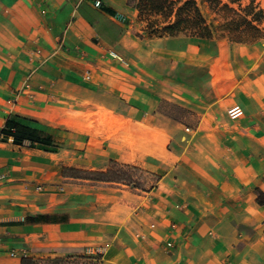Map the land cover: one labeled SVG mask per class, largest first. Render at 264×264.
<instances>
[{"label": "crops", "instance_id": "1", "mask_svg": "<svg viewBox=\"0 0 264 264\" xmlns=\"http://www.w3.org/2000/svg\"><path fill=\"white\" fill-rule=\"evenodd\" d=\"M94 1L0 0V192L54 180L50 167L61 158L48 145L2 134L8 117L51 134L54 144L71 143L72 129L60 128L65 112L99 107L132 131L142 123L168 137L163 146L149 138L141 153L139 144L89 133L78 150L87 168L106 170L115 161L161 176L141 194L118 188L99 218L75 219L59 208L11 218L5 207L21 200L0 201V264H20L23 251L41 259L91 248H101V264H264V203L257 201L264 192V61L253 59L252 45L205 53L189 50L188 40L198 38L177 35L158 37L180 44L157 69L156 60L141 59L140 33L153 37L140 29L136 9L127 0ZM162 100L168 108L159 111ZM233 104L243 108L239 119L226 113ZM171 105L195 122L173 117ZM188 124L191 132L183 130ZM126 194L132 198L119 199ZM29 215L45 217L24 220Z\"/></svg>", "mask_w": 264, "mask_h": 264}, {"label": "rangeland", "instance_id": "2", "mask_svg": "<svg viewBox=\"0 0 264 264\" xmlns=\"http://www.w3.org/2000/svg\"><path fill=\"white\" fill-rule=\"evenodd\" d=\"M259 6L264 9V0H256ZM138 20V19H137ZM139 22V21H138ZM140 29L142 30V24L139 22ZM264 25V23H262ZM135 30V29H134ZM132 32V31H131ZM137 31H134V36ZM144 33V32H143ZM147 35V34H145ZM148 36V35H147ZM150 37V36H149ZM140 47H141V59L148 63L150 57L156 60L157 69H161L165 64V59H167V52L170 51L174 45L170 44L169 38L159 39L158 37H153L147 39L140 33L139 37ZM182 42L187 41L189 38L181 36ZM190 51L202 50L205 53L221 49L226 52L231 43L225 38H212V39H197L188 40ZM129 48L131 47V39H129ZM242 44V43H238ZM242 45H252L254 48L251 51L253 59L257 60V63L264 61V39H260L253 44H242ZM126 47V45H125ZM169 58V57H168ZM147 64H141V68L147 70ZM145 88H146V83ZM147 90V88H146ZM141 99L148 102L149 95L146 91L141 90ZM162 104L159 106L158 110H167L168 105ZM174 105V104H173ZM165 107V109L163 108ZM173 117H179L181 114L187 115V121L191 123L195 122V115L192 112L181 111L174 106H170L168 110ZM184 112V113H183ZM192 116V117H191ZM64 120H61L60 125L62 129L66 127L72 129L71 143L67 141H62L55 143L56 146L46 147L45 150L48 151H60V159L52 168V171H58L56 174L57 178L54 180H40L36 184H28L26 186L20 185L22 190L16 191L13 194L6 195L4 192H0V201L8 203L6 200L11 201L21 200V202L13 203L5 207L9 208L7 213H10L11 218L21 217L27 213H34L40 208L52 209L59 208L65 209L73 214V218L84 219V218H99L100 212L105 210L110 204L112 195H118L122 193L119 189H125L130 194H141L143 191H148L151 189L159 180L161 174L154 173L148 169L136 166L132 164L125 163H109L110 172L108 177L118 180V181H101V180H89V179H76V178H64L61 174L63 167H74L78 169H88V159L79 152L85 143V137L89 133H93L98 138L102 135L105 138L118 137L127 144L140 145L141 153L143 151H149L148 144L149 138L150 142H154L158 146H163L167 140V134L159 129H154L152 126H147L138 123L137 129L131 130L128 122L121 116H117L114 110L106 109L104 107H99L96 111H67L64 114ZM148 123V122H147ZM188 130H183L186 132H191L193 125L188 124ZM120 133H116L117 131ZM131 130V132H129ZM68 131V130H65ZM179 133V132H178ZM174 135V132H173ZM60 149H57L59 148ZM72 147V149H71ZM70 151V152H69ZM51 164V163H50ZM59 167V168H58ZM83 175V174H81ZM89 177H94L92 174ZM55 177V176H54ZM13 187L19 185H12ZM120 197L119 199L127 200L132 198L131 195ZM36 199H43L46 201L35 202ZM52 199V200H49ZM47 204V206H46ZM38 264H100L101 263V252L90 251L87 249L85 252L64 255V256H47L43 258H33Z\"/></svg>", "mask_w": 264, "mask_h": 264}, {"label": "trees", "instance_id": "3", "mask_svg": "<svg viewBox=\"0 0 264 264\" xmlns=\"http://www.w3.org/2000/svg\"><path fill=\"white\" fill-rule=\"evenodd\" d=\"M127 4L136 9L142 31L150 37L184 35L199 39L225 38L229 42L242 44H253L264 39V9L256 0H127ZM1 133L12 137L14 143L29 140L31 144L56 146L51 134H44L29 123L19 122L13 117L6 119ZM110 168L77 170L63 167L61 174L64 178L118 181L107 176ZM90 174L94 177H89ZM257 192V201L264 203V192ZM43 217L45 215H29L24 220L36 221ZM21 260L20 264H38L31 257H22Z\"/></svg>", "mask_w": 264, "mask_h": 264}, {"label": "built area", "instance_id": "4", "mask_svg": "<svg viewBox=\"0 0 264 264\" xmlns=\"http://www.w3.org/2000/svg\"><path fill=\"white\" fill-rule=\"evenodd\" d=\"M94 5L98 7L100 5V1L95 0ZM226 113L230 119L235 120V119L241 118L244 114V111H243V108L239 104H233L227 108ZM172 226H174V225H172ZM140 236L143 237V235H140ZM171 245H172L171 242H169V241L166 242V246L169 247ZM90 251L101 252V248H95V249L91 248ZM22 256H23V258L26 256L24 251L22 252Z\"/></svg>", "mask_w": 264, "mask_h": 264}]
</instances>
